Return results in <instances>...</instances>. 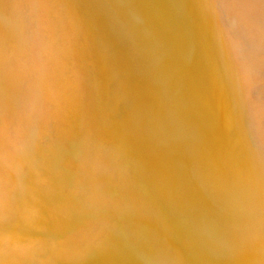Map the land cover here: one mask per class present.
<instances>
[{"label": "bare ground", "instance_id": "bare-ground-1", "mask_svg": "<svg viewBox=\"0 0 264 264\" xmlns=\"http://www.w3.org/2000/svg\"><path fill=\"white\" fill-rule=\"evenodd\" d=\"M0 33V264L264 261V0H0Z\"/></svg>", "mask_w": 264, "mask_h": 264}, {"label": "snow or ice", "instance_id": "snow-or-ice-1", "mask_svg": "<svg viewBox=\"0 0 264 264\" xmlns=\"http://www.w3.org/2000/svg\"><path fill=\"white\" fill-rule=\"evenodd\" d=\"M3 49H4V40L3 35L0 33V100H2V87H3ZM69 151L74 150V146H69ZM3 170H4V155H3V146L2 140H0V207L3 205L4 199V187H3ZM261 226L264 228V212H262ZM3 229L0 227V253L3 251ZM259 264H264V261L259 262Z\"/></svg>", "mask_w": 264, "mask_h": 264}]
</instances>
